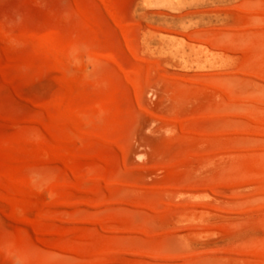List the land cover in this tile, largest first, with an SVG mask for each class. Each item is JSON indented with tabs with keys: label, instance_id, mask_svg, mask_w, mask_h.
Listing matches in <instances>:
<instances>
[{
	"label": "rangeland",
	"instance_id": "rangeland-1",
	"mask_svg": "<svg viewBox=\"0 0 264 264\" xmlns=\"http://www.w3.org/2000/svg\"><path fill=\"white\" fill-rule=\"evenodd\" d=\"M0 27V264H264V167L249 173L264 134H248L264 128L250 50L264 0H0ZM47 34L117 55L140 80L110 62L88 74L103 133L79 132L64 159L24 143L66 92L31 41ZM21 172L44 189L11 191Z\"/></svg>",
	"mask_w": 264,
	"mask_h": 264
},
{
	"label": "bare ground",
	"instance_id": "bare-ground-1",
	"mask_svg": "<svg viewBox=\"0 0 264 264\" xmlns=\"http://www.w3.org/2000/svg\"><path fill=\"white\" fill-rule=\"evenodd\" d=\"M110 16L114 18L113 13H110ZM123 33L125 37L130 35L127 31H124ZM0 34L4 38L9 37V34L1 27ZM159 34L163 37L172 38V35L166 31H161ZM252 35L253 34H251L250 37H252ZM254 35H256L259 40L257 39L258 43L253 44L250 48L256 59V61L252 63L251 69L254 71L256 76L264 77V30L254 33ZM31 41L43 47L49 55L64 68L67 73V79L65 82L66 92L46 107L47 117L40 120L41 130L35 133L34 136L25 138L24 143L29 144L33 139L42 147L43 152L55 153L57 157L64 159L68 154V150L63 145L64 142L75 141L78 139L79 132H87L91 135L96 132L97 134L103 133L98 126L101 122V105L98 102L92 101L91 98L85 97V95H91V92L85 86L88 74L92 70L98 71L101 64L102 66L114 64L116 66L115 70L121 72L122 75L124 74L126 78L134 84V86L139 84V74L137 73L138 71L128 69L123 64L119 56L114 54H103L98 52L91 44L79 40L64 41L55 34H47L41 37H32ZM248 80L247 82H249ZM256 80L258 81V79ZM229 93L231 92L229 91ZM250 119L257 122L261 121L260 118L258 119L255 117H250ZM248 132H250L248 133L249 135L252 133L256 136H258V134L263 135L264 128H255L249 130ZM254 142L255 140L253 139V143ZM256 142L258 141L256 140ZM17 153L22 156L24 163L36 166V160L29 156V154H26L24 150L18 149ZM247 156L249 157V155ZM253 160L251 161L253 162ZM252 162V167L249 169V173L251 172L254 173V175L260 176L261 173L259 171V167H264V153L260 156V163L258 162L259 165L261 164L260 166L256 165V163H254L255 165H252ZM263 177L264 176H262V178ZM8 188L17 193H23V190L25 189L37 190L41 192L44 189V185L42 178L38 173L21 172L8 176ZM182 188L180 187V189ZM194 190L195 189H193V191ZM193 191L191 194L192 196L197 197V199L200 196H203L200 195L197 190ZM177 192L179 191H176V193ZM188 193L189 192H187V195ZM143 206L150 208V206ZM262 253L264 255V250Z\"/></svg>",
	"mask_w": 264,
	"mask_h": 264
}]
</instances>
